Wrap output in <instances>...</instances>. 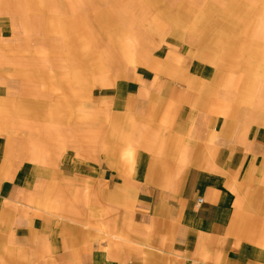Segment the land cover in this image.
<instances>
[{
    "label": "crops",
    "instance_id": "obj_1",
    "mask_svg": "<svg viewBox=\"0 0 264 264\" xmlns=\"http://www.w3.org/2000/svg\"><path fill=\"white\" fill-rule=\"evenodd\" d=\"M0 264H264V0H0Z\"/></svg>",
    "mask_w": 264,
    "mask_h": 264
},
{
    "label": "built area",
    "instance_id": "obj_2",
    "mask_svg": "<svg viewBox=\"0 0 264 264\" xmlns=\"http://www.w3.org/2000/svg\"><path fill=\"white\" fill-rule=\"evenodd\" d=\"M202 203V199L197 200V204L200 205Z\"/></svg>",
    "mask_w": 264,
    "mask_h": 264
}]
</instances>
